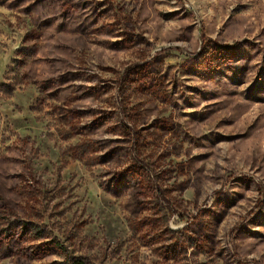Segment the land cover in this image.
<instances>
[{"label":"rangeland","instance_id":"374dc122","mask_svg":"<svg viewBox=\"0 0 264 264\" xmlns=\"http://www.w3.org/2000/svg\"><path fill=\"white\" fill-rule=\"evenodd\" d=\"M28 221L104 264H264V0H0V264L61 261Z\"/></svg>","mask_w":264,"mask_h":264},{"label":"trees","instance_id":"16d2710c","mask_svg":"<svg viewBox=\"0 0 264 264\" xmlns=\"http://www.w3.org/2000/svg\"><path fill=\"white\" fill-rule=\"evenodd\" d=\"M13 92V88L11 89V93ZM28 227L26 230L33 234L36 239L42 238H50L54 241L55 245H57L62 253V260L59 262H52L49 264H104L105 261L110 257L107 254L102 255L100 258L96 255H89L87 253H76V251L70 249L71 245L67 244V238H57L53 235L48 234L46 236V228L47 224L42 223V225H35L32 221H28Z\"/></svg>","mask_w":264,"mask_h":264}]
</instances>
